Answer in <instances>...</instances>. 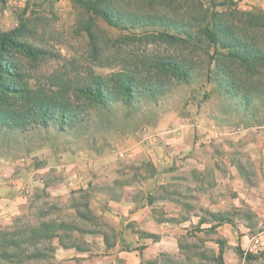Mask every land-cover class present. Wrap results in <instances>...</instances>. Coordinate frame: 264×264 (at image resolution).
<instances>
[{"label":"rangeland","instance_id":"obj_1","mask_svg":"<svg viewBox=\"0 0 264 264\" xmlns=\"http://www.w3.org/2000/svg\"><path fill=\"white\" fill-rule=\"evenodd\" d=\"M91 1L106 9L125 30L108 25L80 0H0V35L11 33L22 45L3 54V62L15 71L2 79L25 92L24 100H19V94L0 93V111L29 114L10 118L11 123L27 121L24 127L9 130L0 125V158L16 162L17 174L33 166L41 168L46 157L52 163L42 177L44 188L35 192L18 215L25 216L20 223L27 222L32 228L44 222L50 226L48 231L27 236L26 249L32 257L23 264H104L107 252H98L95 243L92 248L85 244L87 229L78 228L72 212L93 205L92 197L70 191L65 201H58L45 192L73 172L64 170L66 161L133 155L144 137L165 135L186 121L197 122L198 117L210 119L226 132L222 137L227 147L215 145L213 155L233 158L237 155L233 141L248 140L254 134H241L244 130L254 128L257 135L264 131V61L244 59L241 54L239 60L232 56L238 49L229 47L237 39L241 48L250 46L264 54L261 0ZM209 32L214 43L207 38ZM172 62L184 68V77L171 68ZM126 80L131 81L130 93L120 90ZM97 83L106 97L97 94ZM40 105L43 116L36 110ZM62 112L67 114L64 119ZM204 139L195 136L201 146ZM240 154L245 175L253 167L244 147ZM130 166L132 170L143 168V164ZM121 167L129 168L128 164ZM231 169L232 164L226 166L229 178L223 188L215 179L204 181L214 204L218 198L220 203L223 189L225 215L230 216L232 200L239 198L233 192L238 184ZM144 170L150 173L152 168L147 164ZM71 181L68 178L67 185ZM239 199L246 205L241 211L250 233L264 237V212L247 207L258 204L257 197ZM188 200L200 202L199 196L190 194L183 201ZM90 219L92 225L100 226L96 217ZM0 245V261L6 264L1 255L4 245ZM73 248L87 255L75 257ZM9 253L13 260L21 256L16 247L9 248Z\"/></svg>","mask_w":264,"mask_h":264},{"label":"crops","instance_id":"obj_2","mask_svg":"<svg viewBox=\"0 0 264 264\" xmlns=\"http://www.w3.org/2000/svg\"><path fill=\"white\" fill-rule=\"evenodd\" d=\"M259 4L264 6V0ZM209 120L198 117L197 122L186 121L165 135L159 132L144 137L133 155L70 159L63 168L73 172L45 192L58 201H65L70 191L92 197L93 205L72 212L78 228L87 229L85 244L92 248L95 243L98 252H107L102 258L104 264H216L210 262L212 257L223 264H245L247 253L264 254V237L259 232L250 233L241 211L246 205L239 199L244 195L257 197L259 203L247 207L264 212V201L260 203L261 198L264 200V131L257 135L254 128L244 130L241 134H254L248 140L233 141L237 154L233 158L213 155L215 145L227 147L222 137L226 132ZM199 135L206 138L204 146L195 141ZM242 147L248 151L247 162L253 167L245 175L240 168ZM46 161L41 168L33 166L17 174L16 162L0 158V227L10 225L35 192L44 188L42 177L52 166L49 157ZM126 164L129 168L119 169ZM138 164L143 168H130ZM147 164L152 168L150 173L144 170ZM230 164V174L238 184L233 192L239 197L232 200L231 216L225 215L223 189L220 203L218 198L214 204L209 201V185L204 183L215 179L223 188ZM68 178L73 179L70 185ZM242 179L249 182L244 184ZM188 194L199 196L200 202L185 203ZM91 217H96L100 226L92 225ZM71 251L75 257L87 255L75 248Z\"/></svg>","mask_w":264,"mask_h":264},{"label":"trees","instance_id":"obj_3","mask_svg":"<svg viewBox=\"0 0 264 264\" xmlns=\"http://www.w3.org/2000/svg\"><path fill=\"white\" fill-rule=\"evenodd\" d=\"M213 2V0H211ZM80 2L86 7L87 10H89L91 13H93L95 16L100 17L104 22H106L108 25L110 26H114L120 30H125V28H123V26H118L114 23V21L111 19L108 11L106 9H102L100 7H97L95 5V3H93L91 0H80ZM123 24V23H120ZM207 38L210 42L214 43V36L213 34H211L210 32L207 35ZM239 40L234 39V43L233 45H229V47H233V48H237L238 49V53L235 52L234 54H232V56H234V58H238L239 60L241 59V55L244 59L250 58L252 61H264V54L260 52L259 49H254V48H250V46H246L244 48H241L240 43L238 42ZM22 47V45H19L12 37L11 33H4L2 35H0V93L1 94H8V95H18L19 94V100H22L23 95H24V91L19 90L17 88H15L12 84H7L5 81H3V75L4 74H10L12 72L15 71L14 67L9 65L8 62H3V54L6 52V50L8 48H18V47ZM241 54V55H240ZM244 63L247 62V60L243 61ZM171 68L175 69L176 72L181 76L184 77L185 76V71L184 68L179 64V63H171ZM102 86L101 84L97 83L96 85V92L99 96H105V93L102 92ZM120 90H123L125 92H129L132 90L131 89V81L126 80V81H122L120 84ZM25 99V97L23 98V100ZM7 108V107H6ZM38 111V113L43 116L45 115L43 113V107L40 105V107H38L36 109ZM24 115V112H10L8 114L2 113L0 111V125L1 126H6L8 127L9 130H12L14 128H18V127H24L26 126V122H22L21 120L18 121V123H14V122H10V118H14V119H19ZM30 115H33V113H31ZM24 116H29L28 115H24ZM62 119L67 117V114L62 112ZM41 214V213H40ZM43 214V213H42ZM25 216H18L16 218H14V220L12 221L11 225L8 227H4L3 230H0V243H2V245H4L3 251H1V255L4 256V260L6 261V264H14V263H18V264H23L26 263L27 259H30L32 256L31 254L28 253V250L26 249L28 246V235L33 234L34 232H36L37 230L39 232H42L43 230L48 231L50 229V226L48 224H46V222L44 223H40L38 226H36V228H32V226L28 225L27 222H21L22 218ZM57 226V225H56ZM52 231L55 230V222H52ZM20 238L19 241H15L14 239H12V237H16ZM49 238H52V235L49 236ZM1 247V245H0ZM12 247H16L19 249L20 251V257H16L15 260H13V257L10 255L9 253V248L11 249ZM6 248V249H5ZM6 250V251H5ZM245 264H264V254H260V256H256L250 253H247L245 255ZM210 262L216 263V264H223L221 263L220 259L217 257H212V259H210ZM0 264H2V262L0 261Z\"/></svg>","mask_w":264,"mask_h":264},{"label":"built area","instance_id":"obj_4","mask_svg":"<svg viewBox=\"0 0 264 264\" xmlns=\"http://www.w3.org/2000/svg\"><path fill=\"white\" fill-rule=\"evenodd\" d=\"M68 184L70 185L71 183L68 182Z\"/></svg>","mask_w":264,"mask_h":264}]
</instances>
